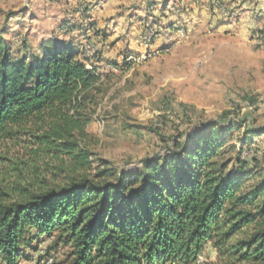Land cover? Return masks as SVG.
<instances>
[{
    "label": "rangeland",
    "instance_id": "374dc122",
    "mask_svg": "<svg viewBox=\"0 0 264 264\" xmlns=\"http://www.w3.org/2000/svg\"><path fill=\"white\" fill-rule=\"evenodd\" d=\"M244 2L0 0V39L13 59L34 63L42 46L68 47L100 76L96 112L79 142L90 154L91 169L68 172L71 161L40 147L36 127L25 130L29 135L1 134L0 202H23L41 190L64 187L77 174L139 170L172 141L207 124L231 127L228 146L244 163L234 173L242 191L259 184L264 46L253 37L260 29L264 33V0H246V11ZM148 29L155 38L145 48ZM87 44L95 46L93 57L83 52ZM144 53L152 54L144 63L124 64L126 56ZM230 251L220 255L208 243L197 264H245L242 252ZM19 252L17 264H64L71 247L57 232L38 236L29 230Z\"/></svg>",
    "mask_w": 264,
    "mask_h": 264
},
{
    "label": "trees",
    "instance_id": "16d2710c",
    "mask_svg": "<svg viewBox=\"0 0 264 264\" xmlns=\"http://www.w3.org/2000/svg\"><path fill=\"white\" fill-rule=\"evenodd\" d=\"M100 76L68 47L42 46L34 63L13 59L0 39V135L30 134L40 147L91 169L80 146L98 105ZM207 124L172 141L139 170L77 174L23 202H0V261L17 264L29 230L58 233L64 264H197L206 244L264 264V178L241 189L244 163L229 147L230 126Z\"/></svg>",
    "mask_w": 264,
    "mask_h": 264
},
{
    "label": "built area",
    "instance_id": "2783aa9c",
    "mask_svg": "<svg viewBox=\"0 0 264 264\" xmlns=\"http://www.w3.org/2000/svg\"><path fill=\"white\" fill-rule=\"evenodd\" d=\"M98 5L102 4L105 0H96ZM263 29H260L258 32L254 34V40L259 45L264 46V33L262 32ZM155 38V32L153 29H148L143 36L142 44L146 48V46ZM83 52L87 57H93L96 50L93 44H87L83 48ZM151 53H144V54H135V55H128L124 59V64L126 65H134V64H142L147 61L151 57Z\"/></svg>",
    "mask_w": 264,
    "mask_h": 264
},
{
    "label": "crops",
    "instance_id": "0c3cea01",
    "mask_svg": "<svg viewBox=\"0 0 264 264\" xmlns=\"http://www.w3.org/2000/svg\"><path fill=\"white\" fill-rule=\"evenodd\" d=\"M249 1V0H248ZM264 6V5H263ZM243 7H245L244 9V11H246V0H245V2H244V4H243V6H242V8ZM240 9V11H243V9ZM262 10H263V14H262V12L261 13H259L258 11H257V13H259V16H261V15H264V7H262ZM244 14H246V12L244 13ZM245 19H246V16H245ZM156 45V44H155ZM155 45H152V46H150V48H149V51H155L157 48L156 47H158L157 45L155 46ZM138 51H140V52H142V51H144V48L143 49H139ZM119 59H121V57L119 56L118 57V60Z\"/></svg>",
    "mask_w": 264,
    "mask_h": 264
}]
</instances>
